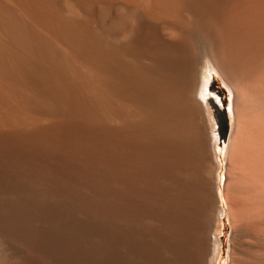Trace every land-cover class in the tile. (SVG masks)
Returning <instances> with one entry per match:
<instances>
[{
  "label": "bare ground",
  "instance_id": "obj_1",
  "mask_svg": "<svg viewBox=\"0 0 264 264\" xmlns=\"http://www.w3.org/2000/svg\"><path fill=\"white\" fill-rule=\"evenodd\" d=\"M209 67L227 112L207 97ZM142 145L161 165L162 205L145 208L162 264H211L222 201L227 264L264 263V0H0V204L130 264Z\"/></svg>",
  "mask_w": 264,
  "mask_h": 264
},
{
  "label": "rangeland",
  "instance_id": "obj_2",
  "mask_svg": "<svg viewBox=\"0 0 264 264\" xmlns=\"http://www.w3.org/2000/svg\"><path fill=\"white\" fill-rule=\"evenodd\" d=\"M207 72H208V78L206 79V83H205L206 84L205 90L208 92L207 97L219 98L222 102L221 108L225 112H227L230 104V91L227 85L224 83L221 76L216 71H214L209 67L207 68ZM226 117L229 127L230 115L228 114V116ZM217 125L218 124L216 123V126ZM228 131L229 128L227 130V133ZM226 142H227L226 138L225 140L219 142V134H218L216 150H217V159L219 160L220 165H222L224 161V151H225ZM143 146L144 145L140 146L142 148L138 149L139 152L138 156L140 158L139 160H137L134 169V176L132 183L133 184L132 196L134 198V208H133V227H132L133 247L131 250L130 264H162V259H161L162 255L160 253L161 249H159L160 244H158L159 243L158 241H157L158 243L156 242L159 236V231L155 229L156 232L151 234V232H153L154 229L151 231V229L149 228V223L146 217V208H145L146 205L149 204L148 205L149 210L150 211L152 210V212L154 211L156 212L158 207L162 205L163 202L162 201L163 193H162V184H161L162 177L161 175H159L161 172V165L156 160L150 163L149 166L148 164H145L144 157L142 156V154L144 153ZM156 166H158V168ZM223 172L224 169L222 166L218 168L217 173L219 174L220 178H222ZM146 191L149 192L146 193ZM41 193L42 192L38 191L36 195L38 194L41 196L42 195ZM191 200H193V198H191ZM2 205L0 204V259L2 258H3L2 260L7 259L8 261L6 260V262H8V264H28V263L29 264H33V263L34 264L36 263L37 264L40 263L41 264H48V263L49 264H58V263L59 264H81V263L100 264L99 261H97L98 260L97 254L94 253L93 245L87 244L86 242H82L79 236L76 233L73 234V232H70L66 228L67 226L59 218L48 216L47 214L39 213L37 211L32 212L31 210H29L32 209V206L22 207L19 205L16 206V204H2ZM34 207L36 206L34 205ZM37 228H39V230ZM149 229L151 232L149 231ZM230 231H231V227L226 212V205L224 201H222L221 207L219 209L216 225L213 231L214 237L215 239H217L216 240L217 242H216L215 253L211 257V264H227L228 253H229L228 241H229ZM78 245L80 246L78 247ZM194 250L196 254V249ZM72 255L74 256V258H72L73 257ZM44 256L47 257V260L46 257ZM25 257L27 258L28 261L23 260L25 259ZM251 263L252 262L249 263L246 262V264H251Z\"/></svg>",
  "mask_w": 264,
  "mask_h": 264
},
{
  "label": "water",
  "instance_id": "obj_3",
  "mask_svg": "<svg viewBox=\"0 0 264 264\" xmlns=\"http://www.w3.org/2000/svg\"><path fill=\"white\" fill-rule=\"evenodd\" d=\"M219 124V142L225 140L227 135V129H228V121L226 115L222 112L220 115V119L218 120Z\"/></svg>",
  "mask_w": 264,
  "mask_h": 264
}]
</instances>
